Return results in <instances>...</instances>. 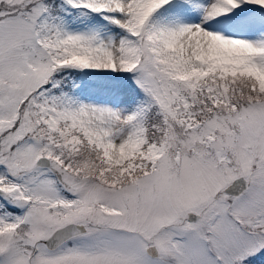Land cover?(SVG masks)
I'll return each mask as SVG.
<instances>
[{
    "label": "snow or ice",
    "instance_id": "1",
    "mask_svg": "<svg viewBox=\"0 0 264 264\" xmlns=\"http://www.w3.org/2000/svg\"><path fill=\"white\" fill-rule=\"evenodd\" d=\"M0 264H264V0H0Z\"/></svg>",
    "mask_w": 264,
    "mask_h": 264
}]
</instances>
